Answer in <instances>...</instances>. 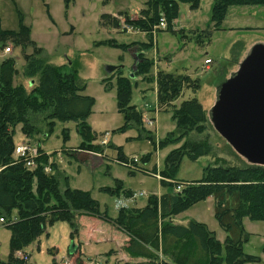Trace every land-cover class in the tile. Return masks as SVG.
Returning a JSON list of instances; mask_svg holds the SVG:
<instances>
[{
	"label": "rangeland",
	"instance_id": "obj_1",
	"mask_svg": "<svg viewBox=\"0 0 264 264\" xmlns=\"http://www.w3.org/2000/svg\"><path fill=\"white\" fill-rule=\"evenodd\" d=\"M213 3L214 0H199V6L191 8L189 3L180 2L178 17L171 26L173 28L167 29L168 23L165 28H158L153 45L142 48L153 59L154 65L147 75H137L140 43L139 46L132 44L123 49L98 42L111 38L126 44L135 40L148 41L147 36L140 38V33L137 34L134 30H123L127 24L124 23L125 16L122 14L126 12L132 18L139 17L141 9L146 8L143 0H0L1 24L4 29L18 30L21 14L23 23L31 29L32 40L44 49L45 56L51 63L59 65L71 62L76 66L79 75L87 82L85 94L95 99L88 118L98 136L94 143L104 145L102 152L80 151L82 138L76 130L75 122L57 121L51 135L44 134L48 125H42L43 122L38 123L39 126L42 125V133L31 136H26L19 124L14 134L16 146L30 142L35 148L51 153L50 161L59 163V171L62 176L68 177L69 185L90 191L100 202L101 210L107 211L110 217L107 216L111 219L117 217L122 207L141 208L152 195L163 198L172 190L171 186L165 184L160 173L165 166V157L170 151L179 148L188 137L173 142L178 133L172 114L156 110L159 109L155 81L158 70L187 74L198 79V90L194 92L192 88H186L176 103L196 97L208 115L216 102L218 86L238 70L239 64L251 48L264 38V7L231 6L220 28L214 29ZM106 13H110V18L102 19L101 16ZM112 18L118 19L121 26H109ZM205 30H211L209 36L203 34ZM8 46L12 48L10 53L5 52ZM5 48L0 52V61L6 57H14L17 70L14 84L22 83L31 91L38 85V78L25 77L23 71L25 54L34 52V46H14L12 41H8ZM207 60L211 62L206 63ZM119 65L124 66L123 74L131 77L134 83L132 104L143 113L144 125L150 132L148 134L143 132L139 136L134 128L125 132L116 130L125 122L117 107L116 77L110 83H103V80L111 76L114 71L111 67ZM65 128L70 135L68 141H64ZM148 135L154 142L145 138ZM190 137L207 139L213 146V153L196 161L185 156L176 175L179 183L201 179L204 169L210 165L243 167L248 164L212 123H208L201 134L193 131ZM111 144L123 146L124 152L132 161L136 157L138 162H133L132 165L128 163V166L119 162L118 151ZM163 144L167 145L163 147ZM149 153L151 160L143 163L142 156ZM118 181H122L124 189H131L130 196L123 192L111 195L102 190L107 186H117ZM14 215L15 213L13 217ZM77 216L82 217L80 222L76 218L78 229L74 233L68 221L59 220L48 226L38 240L16 255L22 257L26 254L32 264H79L80 259L85 264H125L124 258L128 256L124 246L126 232L109 221L108 217H96L95 221L88 215ZM192 218L207 223L210 229L216 231V238L224 240L226 231L215 217V200L212 196L175 215L173 221L177 223L183 220L188 223ZM245 228L250 233L249 241L244 245L245 252L261 258L259 263L247 264H264V221L246 218ZM10 241L11 230L0 223L2 260H7L10 254ZM73 244L76 251L72 255L70 249Z\"/></svg>",
	"mask_w": 264,
	"mask_h": 264
},
{
	"label": "trees",
	"instance_id": "obj_2",
	"mask_svg": "<svg viewBox=\"0 0 264 264\" xmlns=\"http://www.w3.org/2000/svg\"><path fill=\"white\" fill-rule=\"evenodd\" d=\"M143 1L146 8L141 9L139 17L132 18L126 12L122 15L125 16L124 23L132 26L134 31L144 33L148 41L126 44L111 38L98 42L123 49L132 44L139 46L140 43L137 75H147L154 65L153 59L149 58L142 48L153 45L154 34L158 28L161 29L160 19L166 17L167 29H172L171 26L178 17L180 2L189 3L191 8L199 6V0ZM234 5L264 7V0H214V29L220 28L228 8ZM107 17L110 18L109 13L101 16L102 19ZM19 19L18 30L4 29L0 14V52L8 41H12L14 46L33 45L34 52L25 54L23 74L28 78L37 77L38 85L31 91L22 83L15 85V58L11 56L0 61V218L4 219V222L0 223L11 230L10 254L7 260L0 259V264H32L28 258L17 256L16 253L24 251L45 233L48 226L59 220L68 221L74 233L78 229L77 215L99 218L109 216L107 211L101 210L100 202L90 191L69 185L68 177L62 176L59 171V163L50 161L51 153L39 148L37 155L32 159L34 167L27 165L26 157L15 154L14 134L19 124L22 125V132L31 136L41 134V126L45 123L48 130L44 134L51 135L57 121H73L82 138L80 151L102 152L104 146L94 143L98 136L88 122L95 99L85 94L86 80L79 75L78 69L71 62L59 65L51 63L45 56L44 49L32 40L31 29L23 23L21 14ZM108 25L120 27L121 22L112 18ZM123 30L128 31L125 27ZM203 32L209 36L211 30ZM111 68H114V71L103 83H110L116 77L117 107L125 121L116 130L125 132L134 128L139 136L143 132L150 133L144 125L143 113L132 104L134 83L131 77L123 74V65ZM155 81L158 110L169 111L176 124L178 136L174 135L173 142L188 138L179 148L167 154L165 166L160 171L163 181L171 186L172 190L163 198L150 196L144 207H122L117 217H108L109 221H113L128 234L129 241L125 250L129 255L147 258L153 264L259 263L260 256L244 250V245L250 238V233L244 226V219L264 221V166L250 163L243 167L210 165L204 169L201 179L179 183L176 175L185 156L196 161L213 153V146L207 139L190 137L193 131L201 134L208 123L212 122L198 98L193 97L183 100L180 104L176 103L186 88H192L194 92L198 90V79H193L187 74L158 70ZM40 122L43 123L39 126ZM63 135L64 141H68V129H63ZM139 136L135 138L139 139ZM145 138L153 141L150 135ZM167 144H163V147ZM110 146L118 151L119 162L127 166L128 163L132 165L135 162L124 152L121 145ZM150 157V153L143 155V163H148ZM46 167H49L50 171H46ZM155 171L156 169L153 170ZM131 173L134 171L131 170ZM171 179L173 181H170ZM179 186L181 188L177 190ZM102 190L111 195H118L120 192L131 195V189H124L122 181H118L115 187L107 186ZM211 196L215 200V217L226 231L224 242L216 238L215 232L204 222L191 219L187 224H180L173 221L175 215Z\"/></svg>",
	"mask_w": 264,
	"mask_h": 264
},
{
	"label": "water",
	"instance_id": "obj_3",
	"mask_svg": "<svg viewBox=\"0 0 264 264\" xmlns=\"http://www.w3.org/2000/svg\"><path fill=\"white\" fill-rule=\"evenodd\" d=\"M208 117L217 132L250 164L264 166V44L248 55L216 90ZM76 251L73 244L70 253Z\"/></svg>",
	"mask_w": 264,
	"mask_h": 264
},
{
	"label": "built area",
	"instance_id": "obj_4",
	"mask_svg": "<svg viewBox=\"0 0 264 264\" xmlns=\"http://www.w3.org/2000/svg\"><path fill=\"white\" fill-rule=\"evenodd\" d=\"M166 24H167L166 19L164 17H162L159 21V27L165 28ZM125 28L128 31H133V27L130 25H125ZM11 51H12V48L10 46L5 48L6 53H10ZM210 62H211V60L206 61V63H210ZM104 142H106V141H104ZM37 153H38V149L35 148L30 142H26V143H23V144L16 146V150H15V154L17 156L26 157L28 159L27 165L29 167H34V162L32 161V159H33V157H35L37 155ZM133 160L135 162L138 161V159L136 157H134ZM46 171H50V168L46 167ZM180 188L181 187L179 186L177 188V190H180ZM0 222H4V219L0 218ZM22 257H24L25 259L28 258V256H26V255H22Z\"/></svg>",
	"mask_w": 264,
	"mask_h": 264
},
{
	"label": "crops",
	"instance_id": "obj_5",
	"mask_svg": "<svg viewBox=\"0 0 264 264\" xmlns=\"http://www.w3.org/2000/svg\"><path fill=\"white\" fill-rule=\"evenodd\" d=\"M110 14V13H109ZM137 34H139V33H137ZM145 34L144 33H140L139 34V37L140 38H145ZM135 41H138V40H135ZM134 42V41H133ZM139 42H141V43H143L144 41H139ZM259 43H263L264 44V38L263 39H261V40H259ZM156 91H157V88H156ZM156 109V108H155ZM156 110H158V109H156ZM154 120L156 121V118H154ZM115 145H117V144H115ZM123 147V146H122ZM126 153V152H125ZM127 154V153H126ZM128 155V154H127ZM129 188V187H128ZM133 191H136V190H133ZM126 205H127V203H125ZM146 204H144L143 205V207L145 206ZM134 206H136V205H134ZM137 207H139V206H137ZM141 207V206H140ZM83 216H87V215H83ZM81 217L82 216H80V217H78V220H79V222H80V220H81ZM88 217H90V218H92L93 220H95L96 221V217H93V216H88ZM193 219V218H192ZM189 220H191V219H189ZM194 220H196V219H194ZM196 221H199V220H196ZM78 222V223H79ZM189 222V221H188ZM199 222H202V221H199ZM245 222H246V218L244 219V226H245ZM177 223H180V224H187V223H184L183 222V220H180V221H178ZM205 223V222H204ZM207 224V223H206ZM207 226H208V224H207ZM209 227V226H208ZM210 229V228H209ZM210 230H212V229H210ZM212 231H214V232H216L215 230H212ZM126 235H127V238H126V243H125V247H126V245H127V243H128V241H129V236H128V234L127 233H125ZM225 238H226V236H225ZM225 238H224V240L223 241H221V242H224L225 241ZM75 253V252H74ZM73 253V254H74ZM72 254V255H73ZM1 259V258H0ZM126 261H125V264H153L150 260H148L147 258H144V257H133V256H131V255H129L128 254V256H126V258H124ZM79 263H81V264H85V262L82 260V259H80L79 260ZM258 264V263H257Z\"/></svg>",
	"mask_w": 264,
	"mask_h": 264
}]
</instances>
